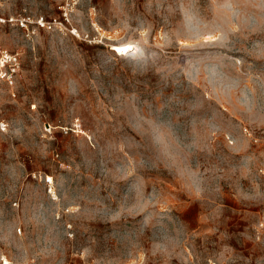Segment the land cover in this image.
I'll list each match as a JSON object with an SVG mask.
<instances>
[{
  "label": "rangeland",
  "instance_id": "1",
  "mask_svg": "<svg viewBox=\"0 0 264 264\" xmlns=\"http://www.w3.org/2000/svg\"><path fill=\"white\" fill-rule=\"evenodd\" d=\"M0 15V264H264V0Z\"/></svg>",
  "mask_w": 264,
  "mask_h": 264
},
{
  "label": "built area",
  "instance_id": "2",
  "mask_svg": "<svg viewBox=\"0 0 264 264\" xmlns=\"http://www.w3.org/2000/svg\"><path fill=\"white\" fill-rule=\"evenodd\" d=\"M6 22H11V23H16L19 24L21 27L27 28L28 27V21L26 18H16V17H4L0 15V23H6ZM38 25L52 28L54 23L52 22H47L43 16H41L37 20ZM61 23V22H60ZM0 63L2 64H15L17 63V57L12 55L10 52H8L5 48H3L2 44L0 43ZM246 131L251 134L248 129Z\"/></svg>",
  "mask_w": 264,
  "mask_h": 264
}]
</instances>
